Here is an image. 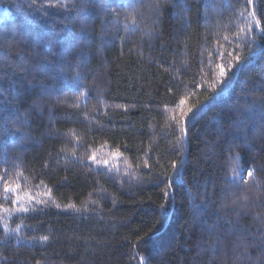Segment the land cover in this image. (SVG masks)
Returning <instances> with one entry per match:
<instances>
[{
	"label": "trees",
	"instance_id": "1",
	"mask_svg": "<svg viewBox=\"0 0 264 264\" xmlns=\"http://www.w3.org/2000/svg\"><path fill=\"white\" fill-rule=\"evenodd\" d=\"M0 13V264H264V0Z\"/></svg>",
	"mask_w": 264,
	"mask_h": 264
},
{
	"label": "snow or ice",
	"instance_id": "2",
	"mask_svg": "<svg viewBox=\"0 0 264 264\" xmlns=\"http://www.w3.org/2000/svg\"><path fill=\"white\" fill-rule=\"evenodd\" d=\"M249 2H251V0H249ZM47 6H50V7H56L57 5L49 3ZM61 6H62V5H61ZM41 7H44V5L42 4ZM129 7H131V5H129ZM253 15H255V14H253ZM135 22H136V21H135V17L133 16V17L131 18V23L134 25ZM126 27H127V26H126ZM255 27H256V28H260L261 25H260L259 23H257V24L255 25ZM260 35L264 36V31H261ZM236 59H237V63H239L241 57L237 56ZM220 76H221L222 78L226 77V72H225L224 68H221V70H220ZM80 95L83 96L84 93L81 92ZM188 111L191 112L192 109H189ZM184 115L187 116V113H185ZM238 159H239V158H237V160H238ZM173 168H175V165H173ZM235 175H236V174H235V171H234V176H235ZM248 175L251 177V176L253 175V171L250 170L249 173H248ZM236 179H239V177L236 176ZM41 183H43V182H41ZM17 187H18V185H17ZM14 191H15V190L12 189V188L9 186L8 182L5 181V187H4V189H3V195H4L5 200L9 199V198H10V193H14ZM16 202H17V201H13V203H16ZM36 203H42V201H36ZM30 207H31L30 205H24V206L21 207L20 210L23 211V212H28V211L30 210ZM162 207H163V206H162ZM32 210H35V209L33 208ZM77 211H79V209H77ZM84 211H87V208H85ZM5 228H6V226H5ZM47 239H48L47 236L41 237V241H42V242H43V241H47Z\"/></svg>",
	"mask_w": 264,
	"mask_h": 264
},
{
	"label": "built area",
	"instance_id": "3",
	"mask_svg": "<svg viewBox=\"0 0 264 264\" xmlns=\"http://www.w3.org/2000/svg\"><path fill=\"white\" fill-rule=\"evenodd\" d=\"M2 14L0 13V16H1Z\"/></svg>",
	"mask_w": 264,
	"mask_h": 264
}]
</instances>
